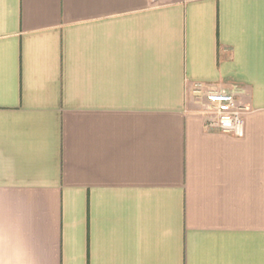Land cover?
I'll return each mask as SVG.
<instances>
[{
  "label": "crops",
  "instance_id": "1",
  "mask_svg": "<svg viewBox=\"0 0 264 264\" xmlns=\"http://www.w3.org/2000/svg\"><path fill=\"white\" fill-rule=\"evenodd\" d=\"M0 264H264V0H0Z\"/></svg>",
  "mask_w": 264,
  "mask_h": 264
},
{
  "label": "built area",
  "instance_id": "2",
  "mask_svg": "<svg viewBox=\"0 0 264 264\" xmlns=\"http://www.w3.org/2000/svg\"><path fill=\"white\" fill-rule=\"evenodd\" d=\"M192 93L203 107L206 126L235 136L243 134L248 107L234 93L207 88L201 83L193 85Z\"/></svg>",
  "mask_w": 264,
  "mask_h": 264
}]
</instances>
